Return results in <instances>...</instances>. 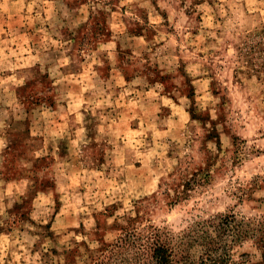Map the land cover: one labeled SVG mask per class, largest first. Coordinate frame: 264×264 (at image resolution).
<instances>
[{
	"label": "rangeland",
	"instance_id": "1",
	"mask_svg": "<svg viewBox=\"0 0 264 264\" xmlns=\"http://www.w3.org/2000/svg\"><path fill=\"white\" fill-rule=\"evenodd\" d=\"M3 1L0 264L259 262L264 0Z\"/></svg>",
	"mask_w": 264,
	"mask_h": 264
},
{
	"label": "trees",
	"instance_id": "2",
	"mask_svg": "<svg viewBox=\"0 0 264 264\" xmlns=\"http://www.w3.org/2000/svg\"><path fill=\"white\" fill-rule=\"evenodd\" d=\"M228 222H226L227 224ZM229 225V223H228ZM226 227H229V226ZM255 230L251 228V223L247 225V231H245V236L252 235L254 236ZM227 238V237H225ZM239 239V236H236L235 240H221L215 242L209 240L207 236L204 242L201 244L202 255L197 262L191 261L190 257L187 255L188 250H174L170 248L166 243L160 242L155 239V237H150L148 241L149 251H150V260L151 264H264V243L259 241L257 242L261 250V258L259 262L252 263L246 260V255H241L242 261L232 263L230 255L228 254V249L232 244ZM144 248V247H142Z\"/></svg>",
	"mask_w": 264,
	"mask_h": 264
},
{
	"label": "crops",
	"instance_id": "3",
	"mask_svg": "<svg viewBox=\"0 0 264 264\" xmlns=\"http://www.w3.org/2000/svg\"><path fill=\"white\" fill-rule=\"evenodd\" d=\"M10 1H15V0H4L3 2L5 3L6 2V4H10ZM2 2V3H3ZM18 3V2H17ZM6 18H8V16H6ZM4 21H6V22H8V20L6 19V20H4ZM0 22H1V20H0ZM6 30L8 31V28H6ZM4 31H5V28H4ZM69 34V33H68ZM38 62H36L35 64H32L31 66H29L27 69L33 74V73H35V68H34V66L35 65H38L37 64ZM30 79L31 78H28L27 80H25L24 82H20L21 81V77L18 79V81H17V83L18 84H16V85H18L17 87H20V86H26L28 83L27 82H29L30 81ZM68 78H65V80H63V81H66V82H60V81H62V80H59V79H57V80H54V81H52L51 82V86L52 87H69L71 84V80H67ZM27 81V82H26ZM54 91V90H53ZM52 94L54 95H52V99H53V101L56 103V107H54V109L52 108H50L51 109V114L53 115V114H55L56 116L55 117H58L59 116V113L60 112H63V113H65L66 114V117H68L69 118V116H70V118L71 117H77V110L75 111V110H72L73 109V105H75L74 103H75V101L74 100H70V101H68L66 104H65V102L63 103V102H60V99H62L63 98V96L60 98V95H63L62 93H58L57 92V90L55 89V94H54V92H52ZM69 97V96H68ZM64 101V100H63ZM59 105V106H58ZM57 108V109H56ZM62 123H59L58 121H56V122H54V128H56V129H59L60 130V128L62 127ZM75 132V131H74ZM72 142H73V140H72Z\"/></svg>",
	"mask_w": 264,
	"mask_h": 264
}]
</instances>
